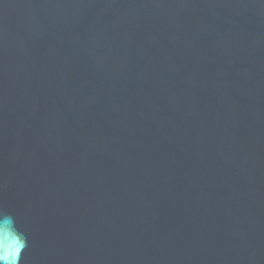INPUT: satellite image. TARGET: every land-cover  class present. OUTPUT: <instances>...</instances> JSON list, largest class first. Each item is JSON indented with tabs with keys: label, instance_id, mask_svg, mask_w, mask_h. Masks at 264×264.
<instances>
[{
	"label": "water",
	"instance_id": "obj_1",
	"mask_svg": "<svg viewBox=\"0 0 264 264\" xmlns=\"http://www.w3.org/2000/svg\"><path fill=\"white\" fill-rule=\"evenodd\" d=\"M5 214L19 264H264V0H0Z\"/></svg>",
	"mask_w": 264,
	"mask_h": 264
},
{
	"label": "clouds",
	"instance_id": "obj_2",
	"mask_svg": "<svg viewBox=\"0 0 264 264\" xmlns=\"http://www.w3.org/2000/svg\"><path fill=\"white\" fill-rule=\"evenodd\" d=\"M0 224L5 228V237L0 242V264H19V253L26 246V237L15 227L14 218L11 215H3ZM12 236V243H8V234Z\"/></svg>",
	"mask_w": 264,
	"mask_h": 264
}]
</instances>
